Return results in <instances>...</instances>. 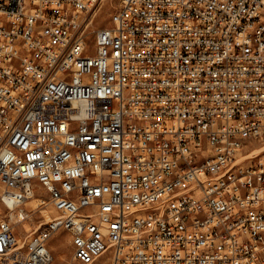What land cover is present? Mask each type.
<instances>
[{
    "label": "built area",
    "instance_id": "2783aa9c",
    "mask_svg": "<svg viewBox=\"0 0 264 264\" xmlns=\"http://www.w3.org/2000/svg\"><path fill=\"white\" fill-rule=\"evenodd\" d=\"M103 2L0 0V264H264V0Z\"/></svg>",
    "mask_w": 264,
    "mask_h": 264
},
{
    "label": "rangeland",
    "instance_id": "374dc122",
    "mask_svg": "<svg viewBox=\"0 0 264 264\" xmlns=\"http://www.w3.org/2000/svg\"><path fill=\"white\" fill-rule=\"evenodd\" d=\"M120 0H104L102 4V9L95 17L94 23L90 28V37H94V31L101 26L108 24L112 13L119 7ZM90 52H95L94 39H90ZM260 143L259 141H254L253 144L256 145ZM260 145L258 146V148ZM42 194V193H39ZM46 196V194H44ZM39 217H37L38 219ZM36 219V220H37ZM29 227L30 223L28 222ZM34 224L32 223V226ZM51 249L53 251L54 261L52 264H81L74 260V247L72 244L71 237L68 231L60 230L58 231L51 240ZM98 264H103L102 262Z\"/></svg>",
    "mask_w": 264,
    "mask_h": 264
},
{
    "label": "bare ground",
    "instance_id": "6f19581e",
    "mask_svg": "<svg viewBox=\"0 0 264 264\" xmlns=\"http://www.w3.org/2000/svg\"><path fill=\"white\" fill-rule=\"evenodd\" d=\"M101 9H102V5H101V7H99V9L96 11V16L98 15V13L100 12ZM262 149H264V143L261 144L260 147L257 148L256 151H260V150H262ZM40 203H42V199H41L40 197H38V196H33L31 199H29V200L26 202V205L28 206L29 209H34V208H36ZM24 223H25V225H27V226L29 227L28 221H25ZM69 235H70V234H69ZM70 237H71V235H70ZM53 261H54V259H53ZM53 261H52V262H53ZM52 262H51L50 264H52Z\"/></svg>",
    "mask_w": 264,
    "mask_h": 264
}]
</instances>
